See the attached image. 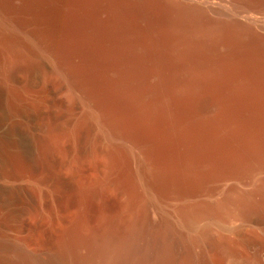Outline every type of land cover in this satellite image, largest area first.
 <instances>
[{
  "label": "bare ground",
  "instance_id": "obj_1",
  "mask_svg": "<svg viewBox=\"0 0 264 264\" xmlns=\"http://www.w3.org/2000/svg\"><path fill=\"white\" fill-rule=\"evenodd\" d=\"M241 3L222 18L210 0H0V46L50 58L129 164L122 180L99 162L89 186L113 196L95 220L44 259L0 235V264L264 259V23L239 17L264 0Z\"/></svg>",
  "mask_w": 264,
  "mask_h": 264
},
{
  "label": "rangeland",
  "instance_id": "obj_2",
  "mask_svg": "<svg viewBox=\"0 0 264 264\" xmlns=\"http://www.w3.org/2000/svg\"><path fill=\"white\" fill-rule=\"evenodd\" d=\"M241 2L210 0L211 9L216 11L207 12L227 17ZM239 17L263 24L264 9L242 12ZM1 50L0 235L21 242L26 250L44 259L65 225L78 217L95 220L105 200H111L110 188L89 186L101 175V163L110 156L116 168L109 178L125 180L128 158L111 149L99 126L88 118L81 94L50 58L42 53L15 58L5 48ZM49 144L52 146L46 149ZM236 225L231 227V237L248 235ZM254 238L264 241L262 234ZM238 253L228 264H257L258 259L264 263L261 254L253 261ZM254 255L251 252L249 256Z\"/></svg>",
  "mask_w": 264,
  "mask_h": 264
}]
</instances>
